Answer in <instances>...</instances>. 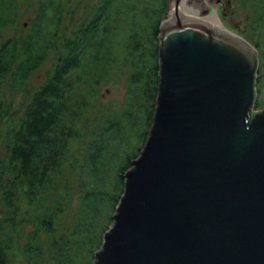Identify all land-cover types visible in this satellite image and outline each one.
Masks as SVG:
<instances>
[{
  "label": "trees",
  "instance_id": "obj_1",
  "mask_svg": "<svg viewBox=\"0 0 264 264\" xmlns=\"http://www.w3.org/2000/svg\"><path fill=\"white\" fill-rule=\"evenodd\" d=\"M6 1L0 4V264H16V257L19 264H93L123 174L153 119L165 0H99L72 29L65 21L80 0H26L21 14L17 0ZM239 2L251 32L263 36L264 0ZM49 59L43 83L30 89ZM120 68L130 71L129 101L104 120L111 112L101 109L97 89ZM71 144L78 146L75 156ZM63 168L78 173L75 181L57 182Z\"/></svg>",
  "mask_w": 264,
  "mask_h": 264
},
{
  "label": "water",
  "instance_id": "obj_2",
  "mask_svg": "<svg viewBox=\"0 0 264 264\" xmlns=\"http://www.w3.org/2000/svg\"><path fill=\"white\" fill-rule=\"evenodd\" d=\"M203 1L165 0L153 119L93 264H264L258 60Z\"/></svg>",
  "mask_w": 264,
  "mask_h": 264
},
{
  "label": "rangeland",
  "instance_id": "obj_3",
  "mask_svg": "<svg viewBox=\"0 0 264 264\" xmlns=\"http://www.w3.org/2000/svg\"><path fill=\"white\" fill-rule=\"evenodd\" d=\"M17 1L19 2V4H21V6L19 7V14H21L25 12V8L27 5L25 4L26 0H17ZM72 1L73 0H71L70 2ZM6 2H7L6 0H0V4L8 6ZM80 2L81 4H79V8H76L73 16L70 17L69 15L66 19L65 23L67 25V28H69V26L73 24L74 20L84 17L85 16L84 14H87V12L89 11V7L99 3V0H80ZM239 3H240L239 0H221L220 4L217 6V12H215V16L220 26L227 29V31H229L230 33L232 32L236 35L241 36V39L243 41L245 40L247 43H249L252 47L255 48L256 57H257L256 60H258V63L256 68L257 76L254 79L255 102L253 104L252 111L257 112L258 114L260 113V111L264 109V33H262L263 36L258 35L260 36L259 39L258 36H255L251 32L248 26V22L245 21L244 19L245 16L244 9H242L241 6H239ZM33 8L29 9L26 12V15L23 16L22 21L19 22L18 25L22 26L24 24L23 26L25 27V23H27V20L29 18H31L30 16ZM166 17L167 15L164 14L163 21L165 20ZM23 26L22 28H24ZM9 35H12V31L10 30L5 32L2 36L4 38H8ZM49 67H50V59L42 68H40V70L37 71V73L34 76L31 77L29 83H27L26 86H28L31 89L43 83L45 72L47 70H50ZM120 71H122V73L117 77H115L114 80L106 81L105 83H103V85H101L97 89V92L100 93L98 94V103L101 105L102 107L101 109L102 110L106 109L110 111L112 114L111 115L108 114L109 112H106L104 120L119 113L120 111H123L127 107V103L129 101V99H127L126 97L128 94L126 90L128 89V81H129L128 77L130 75V71L128 73L124 72L122 68H120ZM19 97L20 96L17 95V97H15V101H17ZM126 117L128 118L126 124L129 125L131 117L127 115ZM95 119L100 120L99 117L97 116H95ZM104 120L101 121L103 122ZM98 125H99V121L93 123V128H92L93 132H97L99 130V126L101 125L99 126ZM133 140H134L133 136H131L128 140H126L128 147L134 144ZM77 148L78 146L71 144L70 147L68 148L69 154L75 156ZM118 153L119 150L117 153L113 155V157L116 155L114 157L115 159L117 158ZM59 172L60 174L57 178V182L62 184L65 182L66 184L67 183L69 184L71 181H75L74 179L78 174L75 171L69 174L68 168H63ZM106 180L109 183H111L112 176L109 175L106 178ZM109 186L110 184L107 185V188ZM73 203L74 202H72V205ZM16 259H17L16 264L22 263V257L20 258L16 257Z\"/></svg>",
  "mask_w": 264,
  "mask_h": 264
},
{
  "label": "bare ground",
  "instance_id": "obj_4",
  "mask_svg": "<svg viewBox=\"0 0 264 264\" xmlns=\"http://www.w3.org/2000/svg\"><path fill=\"white\" fill-rule=\"evenodd\" d=\"M203 4H206V0L203 1ZM171 6H173V5L171 4V5H170V8H171ZM192 9H194V8H192ZM194 10H197V8H195ZM212 12H213V10H211L210 12H208V13L204 16V18H202V21H206L207 23L210 24L211 19H212ZM191 16H193V17H198V15H191ZM191 16H190V17H191ZM215 19H216V16H215ZM216 22H217V20H216ZM219 26H220V25H219Z\"/></svg>",
  "mask_w": 264,
  "mask_h": 264
}]
</instances>
